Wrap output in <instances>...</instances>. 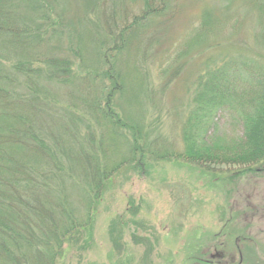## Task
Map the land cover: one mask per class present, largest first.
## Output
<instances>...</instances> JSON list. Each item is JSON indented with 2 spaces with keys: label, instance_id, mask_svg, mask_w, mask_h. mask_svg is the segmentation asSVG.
Returning <instances> with one entry per match:
<instances>
[{
  "label": "rangeland",
  "instance_id": "374dc122",
  "mask_svg": "<svg viewBox=\"0 0 264 264\" xmlns=\"http://www.w3.org/2000/svg\"><path fill=\"white\" fill-rule=\"evenodd\" d=\"M144 1L51 2L69 28L59 43L51 42L53 55L81 59L79 73L88 72L90 81L50 88L56 107L43 116L45 128L59 139H74L77 130L71 121L67 125L65 108L81 111L100 89L105 68L97 60L99 48L118 58L127 84L114 99L125 126L117 136L102 128L104 157L116 168L91 239L73 246L61 264H264V171L239 175L241 165L195 166L171 157L183 154V123L207 64L248 59L264 71V0H165L161 15L118 54L107 33L121 31ZM205 13L209 24H202ZM218 119L221 130L239 134L236 119ZM135 132L142 147L130 159L127 136L131 140Z\"/></svg>",
  "mask_w": 264,
  "mask_h": 264
},
{
  "label": "trees",
  "instance_id": "16d2710c",
  "mask_svg": "<svg viewBox=\"0 0 264 264\" xmlns=\"http://www.w3.org/2000/svg\"><path fill=\"white\" fill-rule=\"evenodd\" d=\"M53 1L0 0V264H61L73 246L90 241L98 204L116 168L115 160L104 157L102 128L117 136L125 126L114 99L127 84L117 70L118 58L111 60L108 49L99 48L97 60L105 68L100 89L81 111L65 108L67 125L71 121L77 130L74 139H59L45 128L43 116L56 107L50 88L90 81L88 72L79 73L81 59L53 55L51 42L69 33L54 13L62 0L54 7ZM164 2L145 0L121 31L107 33L118 54L161 15ZM202 20L209 24V14ZM248 61H213L202 69L183 123V154L171 157L195 166L241 165L239 175L264 171V71ZM8 64L11 72L3 75ZM224 115L238 121V135L220 129L218 117ZM127 138L131 159L142 142L137 132Z\"/></svg>",
  "mask_w": 264,
  "mask_h": 264
}]
</instances>
